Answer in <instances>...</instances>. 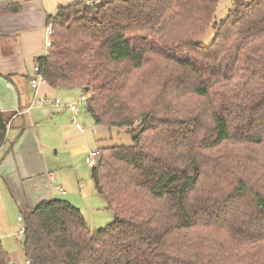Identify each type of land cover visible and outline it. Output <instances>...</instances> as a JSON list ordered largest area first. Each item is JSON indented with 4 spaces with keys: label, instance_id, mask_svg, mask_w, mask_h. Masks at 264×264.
Here are the masks:
<instances>
[{
    "label": "trees",
    "instance_id": "obj_1",
    "mask_svg": "<svg viewBox=\"0 0 264 264\" xmlns=\"http://www.w3.org/2000/svg\"><path fill=\"white\" fill-rule=\"evenodd\" d=\"M218 1L79 2L46 18L44 83L87 93L94 124L132 144L99 150L91 171L113 222L90 231L68 202H41L23 215L28 264H264V0H233L204 47ZM15 116L0 112V150Z\"/></svg>",
    "mask_w": 264,
    "mask_h": 264
},
{
    "label": "crops",
    "instance_id": "obj_2",
    "mask_svg": "<svg viewBox=\"0 0 264 264\" xmlns=\"http://www.w3.org/2000/svg\"><path fill=\"white\" fill-rule=\"evenodd\" d=\"M92 1L96 0H0V9L20 6L19 13L0 16V112L16 113L0 150L2 246L14 234L15 218L21 223L18 218L41 202L65 198L83 216L86 201L96 199L107 211L94 188L88 157L103 149L108 135H101V127L86 111L74 115L67 108L76 104L75 90H56L45 83L31 87L34 60L46 53V18L60 7ZM4 251L11 263L13 252Z\"/></svg>",
    "mask_w": 264,
    "mask_h": 264
},
{
    "label": "rangeland",
    "instance_id": "obj_3",
    "mask_svg": "<svg viewBox=\"0 0 264 264\" xmlns=\"http://www.w3.org/2000/svg\"><path fill=\"white\" fill-rule=\"evenodd\" d=\"M251 0H245V3H249ZM233 0H219L218 5L216 7L214 17L212 19V22L209 26V28L205 31V33L201 36V38L198 40V43L201 44L204 47L209 46L216 34L215 24L219 25L222 23L226 17L228 16L230 10L232 9ZM53 5H50V7ZM51 10L54 8H50ZM53 12L55 10H52ZM52 12V13H53ZM75 94L77 95V98L75 99L76 105L78 109L81 112L86 111V97L87 93L81 91V90H75ZM83 95V102L81 100V97ZM86 95V96H85ZM101 135L107 136L106 141L103 143V148H110L115 146H124L129 147L132 144L131 136L123 129H107L105 127H101ZM88 168V167H87ZM87 168L84 169L85 177L87 176ZM97 196V195H96ZM62 201L67 202L65 198H61ZM10 215L13 217H16V213L9 211ZM83 216L84 220L89 228L90 231H96L100 229L106 228L110 223L113 222L114 217L112 213L105 211L103 208H101V205L99 204L98 200H87L85 209L83 210ZM15 224L14 226V234L10 239L3 240V247L7 252H13V258L11 257V263L10 264H27L24 258L23 253V236L18 237L19 231L21 227H23V224L16 222L15 218ZM12 247V248H9Z\"/></svg>",
    "mask_w": 264,
    "mask_h": 264
},
{
    "label": "built area",
    "instance_id": "obj_4",
    "mask_svg": "<svg viewBox=\"0 0 264 264\" xmlns=\"http://www.w3.org/2000/svg\"><path fill=\"white\" fill-rule=\"evenodd\" d=\"M98 3V0L96 1H92V2H89L87 3L88 6H94V4H97ZM50 35H51V29L50 27H47L46 28V52H47V48L49 47L50 45ZM46 54V53H45ZM33 79L31 80V87L33 89H36L38 87V85L40 83H44L42 77H41V74H40V69L37 67V66H34L33 68ZM60 103L59 100L56 101V104ZM67 108L74 114H78L79 112V109L76 105H68ZM98 160H99V152H91L89 154V157H88V165L90 168H93L97 165L98 163ZM60 191L61 188H58ZM63 194H65V192L62 191ZM18 221L21 222L22 224L24 223L23 221V218L22 217H19L18 218ZM24 235V227H21L20 231H19V234L17 235L18 237L20 236H23ZM28 264V263H27Z\"/></svg>",
    "mask_w": 264,
    "mask_h": 264
},
{
    "label": "water",
    "instance_id": "obj_5",
    "mask_svg": "<svg viewBox=\"0 0 264 264\" xmlns=\"http://www.w3.org/2000/svg\"><path fill=\"white\" fill-rule=\"evenodd\" d=\"M86 92H87V89H86Z\"/></svg>",
    "mask_w": 264,
    "mask_h": 264
}]
</instances>
